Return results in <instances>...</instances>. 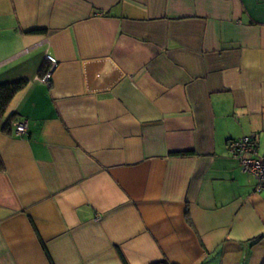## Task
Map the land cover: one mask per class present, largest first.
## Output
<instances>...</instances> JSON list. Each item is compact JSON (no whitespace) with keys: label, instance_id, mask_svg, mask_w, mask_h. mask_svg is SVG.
<instances>
[{"label":"crops","instance_id":"crops-1","mask_svg":"<svg viewBox=\"0 0 264 264\" xmlns=\"http://www.w3.org/2000/svg\"><path fill=\"white\" fill-rule=\"evenodd\" d=\"M18 79L0 264H264V189L227 149L264 155V0H0Z\"/></svg>","mask_w":264,"mask_h":264},{"label":"built area","instance_id":"built-area-1","mask_svg":"<svg viewBox=\"0 0 264 264\" xmlns=\"http://www.w3.org/2000/svg\"><path fill=\"white\" fill-rule=\"evenodd\" d=\"M46 60L49 62L48 68L37 77L43 83H49L57 65V60L51 55H46ZM13 125L15 135L21 136L26 133V119L18 120ZM227 149L230 156L239 162L242 171L255 180V190L264 189V155H259L256 151L255 135L231 139L227 142Z\"/></svg>","mask_w":264,"mask_h":264},{"label":"trees","instance_id":"trees-1","mask_svg":"<svg viewBox=\"0 0 264 264\" xmlns=\"http://www.w3.org/2000/svg\"><path fill=\"white\" fill-rule=\"evenodd\" d=\"M43 72V71H42ZM27 84V80L25 79H18L16 81L13 82H9V83H5L0 85V116H2L10 102V100L12 99V97L19 91L21 90L25 85ZM13 118V117H10ZM10 119H8L6 121V125H5V129H9L10 127ZM191 152H175L172 153L174 155H186V154H190ZM3 169V164L2 161L0 159V171ZM123 260V264H127V262L125 261V259L122 257ZM156 264H167L165 261H162L160 263H156Z\"/></svg>","mask_w":264,"mask_h":264}]
</instances>
